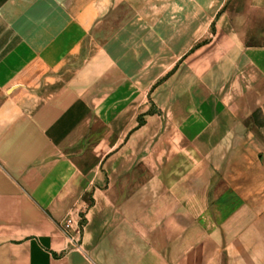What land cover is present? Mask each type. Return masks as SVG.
Listing matches in <instances>:
<instances>
[{"label":"crops","instance_id":"1","mask_svg":"<svg viewBox=\"0 0 264 264\" xmlns=\"http://www.w3.org/2000/svg\"><path fill=\"white\" fill-rule=\"evenodd\" d=\"M62 1L0 35V264H264V0L174 72L108 0Z\"/></svg>","mask_w":264,"mask_h":264},{"label":"rangeland","instance_id":"2","mask_svg":"<svg viewBox=\"0 0 264 264\" xmlns=\"http://www.w3.org/2000/svg\"><path fill=\"white\" fill-rule=\"evenodd\" d=\"M247 3V0H108L110 14L103 20L137 25L126 31L124 38L145 40L141 49H145L146 55L150 52L157 61L153 70L174 72L195 65L205 70L209 64L204 58L217 51L222 39L227 38L222 33L226 28L223 23H228L230 34L245 25L241 14L248 10ZM64 10L62 0H0V35L11 41L18 34L16 28L22 27L19 32L25 38L30 37L35 33L30 30L32 26L65 21ZM2 26H8L9 30L4 31ZM194 41L196 44L192 46ZM219 49L223 50L222 46ZM261 115L259 111L253 117Z\"/></svg>","mask_w":264,"mask_h":264},{"label":"built area","instance_id":"3","mask_svg":"<svg viewBox=\"0 0 264 264\" xmlns=\"http://www.w3.org/2000/svg\"><path fill=\"white\" fill-rule=\"evenodd\" d=\"M79 221L80 216L79 215H69L66 220L63 222L61 229L66 234L68 241L71 245L75 246L76 249H78V230H79ZM94 264V263H90Z\"/></svg>","mask_w":264,"mask_h":264}]
</instances>
